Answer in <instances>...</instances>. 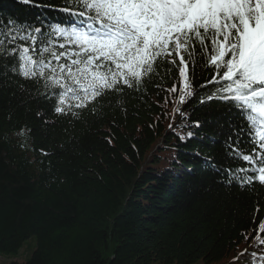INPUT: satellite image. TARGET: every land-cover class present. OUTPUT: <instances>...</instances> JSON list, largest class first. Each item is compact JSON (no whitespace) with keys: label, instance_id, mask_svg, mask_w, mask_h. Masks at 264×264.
I'll return each instance as SVG.
<instances>
[{"label":"trees","instance_id":"16d2710c","mask_svg":"<svg viewBox=\"0 0 264 264\" xmlns=\"http://www.w3.org/2000/svg\"><path fill=\"white\" fill-rule=\"evenodd\" d=\"M62 4L0 0V20L65 21L52 7ZM18 45L31 41H5ZM18 63V53L0 55V254L30 238L35 247L8 264H257L236 257L264 254V185L240 187L255 171L236 172L231 184L223 172L253 166L228 156L237 111L200 103L218 87L200 88L214 67L196 70L197 94L185 104L178 69L158 61L137 88L109 91L73 116L56 113L45 96L53 89L25 79ZM240 139L245 147L248 136Z\"/></svg>","mask_w":264,"mask_h":264},{"label":"snow or ice","instance_id":"6c2138e0","mask_svg":"<svg viewBox=\"0 0 264 264\" xmlns=\"http://www.w3.org/2000/svg\"><path fill=\"white\" fill-rule=\"evenodd\" d=\"M52 7L69 18L40 21L39 26L0 20V55L7 59L18 53L19 74L53 89L45 96L57 101L56 113L78 116L73 109H83L109 91L137 88L158 70V61L172 66L167 73L178 69L177 102L185 104L197 94L196 70L202 76L214 67L215 74L200 88L218 87L200 103L215 99L237 111L240 124L230 125L228 156L253 166L225 167L223 172L231 184L236 172L255 171L240 187L254 181L264 185V0H63ZM61 38L64 43L58 42ZM18 40L31 41V47L5 46V41ZM12 71H17L15 64ZM169 91L176 92V86ZM242 135L248 136L245 147ZM259 228L264 236V223Z\"/></svg>","mask_w":264,"mask_h":264},{"label":"rangeland","instance_id":"374dc122","mask_svg":"<svg viewBox=\"0 0 264 264\" xmlns=\"http://www.w3.org/2000/svg\"><path fill=\"white\" fill-rule=\"evenodd\" d=\"M35 247L33 238H30L24 242L22 247L18 250L16 254H10V255H2L0 254V264H8L10 262H18V263H24L29 258L30 255ZM256 257H249L246 258L244 255H240L239 257H236L237 260L243 261V260H252ZM257 264H264V259L258 260Z\"/></svg>","mask_w":264,"mask_h":264}]
</instances>
